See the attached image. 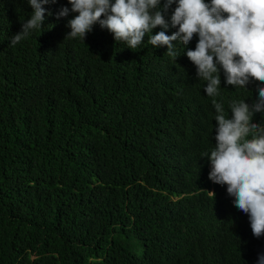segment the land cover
I'll return each mask as SVG.
<instances>
[{"label": "trees", "instance_id": "16d2710c", "mask_svg": "<svg viewBox=\"0 0 264 264\" xmlns=\"http://www.w3.org/2000/svg\"><path fill=\"white\" fill-rule=\"evenodd\" d=\"M64 6L43 5V27L12 46L32 8L0 0V264H257L264 235L226 185L208 192L215 109L186 55L198 34L173 42L175 60L147 34L132 50L98 23L66 37L78 13L57 19ZM220 75L230 115L264 85Z\"/></svg>", "mask_w": 264, "mask_h": 264}, {"label": "clouds", "instance_id": "9594fccd", "mask_svg": "<svg viewBox=\"0 0 264 264\" xmlns=\"http://www.w3.org/2000/svg\"><path fill=\"white\" fill-rule=\"evenodd\" d=\"M57 0H28L32 12L12 38L14 46L44 25L43 5ZM71 5L56 13L57 19L69 12L78 13L68 20L71 29L66 37L85 40L95 24L136 49L147 34L148 43L166 46V54L176 60L173 42L187 46L198 34L195 49L186 52L196 66L197 79L206 81L204 92L215 109V147L202 153L208 160L209 193L216 196L214 184L227 186L226 203L248 215L252 234L264 235V122H253L255 114H264V85L257 84L258 98L251 103L243 99L229 102L225 111L220 96L221 69L225 84L247 89L254 81L264 82V0H68ZM176 4L171 16V35L166 34V15ZM48 15H52L50 11ZM226 14V15H225ZM157 26L161 28L152 34ZM215 58V59H214ZM257 264H264L259 253Z\"/></svg>", "mask_w": 264, "mask_h": 264}]
</instances>
